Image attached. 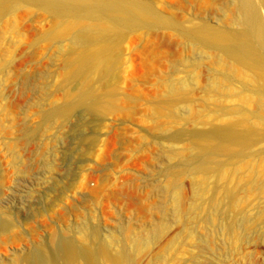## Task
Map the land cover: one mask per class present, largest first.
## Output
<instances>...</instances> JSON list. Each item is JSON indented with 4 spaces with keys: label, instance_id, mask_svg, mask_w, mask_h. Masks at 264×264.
<instances>
[{
    "label": "rangeland",
    "instance_id": "1",
    "mask_svg": "<svg viewBox=\"0 0 264 264\" xmlns=\"http://www.w3.org/2000/svg\"><path fill=\"white\" fill-rule=\"evenodd\" d=\"M129 1L150 5L161 20L144 18L140 28L116 31L115 68L92 87L101 99L96 114L87 116L77 107L65 122L42 119L87 88L81 80H67V61L76 57L73 31H67L72 20L16 0L0 12V215L13 221L0 233V264H15L33 247L52 249L60 237L86 243L79 234L84 224L96 226L101 240L110 234L147 239L155 232L154 241L137 247L133 264H264V195L254 187L235 199L239 247L222 221L172 218L165 192L176 181L182 213L188 211L194 179L179 167L169 168L168 152L184 157L193 145L189 135L236 118V81L229 92L224 85L219 93L209 89L218 66L230 67L215 46L242 28L237 5ZM197 32L207 38L206 47L191 36ZM250 108L256 110L257 103ZM256 143L253 151L264 149V138ZM260 155L257 169L264 166ZM245 174L232 177L231 185L240 187L249 178ZM248 223L253 226L245 231ZM112 252L108 249L100 264H124Z\"/></svg>",
    "mask_w": 264,
    "mask_h": 264
},
{
    "label": "bare ground",
    "instance_id": "2",
    "mask_svg": "<svg viewBox=\"0 0 264 264\" xmlns=\"http://www.w3.org/2000/svg\"><path fill=\"white\" fill-rule=\"evenodd\" d=\"M9 1L14 0H0V12ZM16 1L39 5L61 18L72 20L66 29L69 30L68 33L73 31L71 43L76 57L67 61L70 70L67 80H81L87 86L85 90L78 92L73 101L55 105L46 111L43 123L52 122L57 118L65 122L77 107H82L87 116H94L98 99H101L99 95H95L96 86L94 89L92 87L94 83L100 85L99 83L108 80L115 68L112 51L116 31L140 28L144 18L161 20L160 15L150 5H137L129 0ZM234 2L238 9L236 22L242 28L222 44L215 46L220 56L229 62L230 67L218 66L209 90L219 93V89L224 85L229 92L232 82L236 81L238 91L234 93L240 102L234 115L236 118L230 125L214 126L210 130L189 135L193 145L186 156H176L172 150L168 152L171 161L169 168L179 167L194 179V199L188 211L182 213L180 187L176 181L170 182L165 192L171 203L172 218L198 222L195 224L204 223L207 219L222 221L226 236L239 247L242 235L235 229L237 215L233 209L234 205L237 206L235 199L238 198V192L250 185L255 188L258 196L264 195V166L257 169L255 161L261 157L260 154H264V149L252 150L257 140L264 138V0ZM82 22L87 24L79 27ZM191 36L206 47L205 36L198 32L195 35L192 33ZM254 102L258 108L253 111L250 106ZM260 128L263 129L262 134ZM182 135L184 132L176 134L174 138L179 139ZM222 155L225 159L223 157V161L218 160ZM242 170L246 171L248 175L245 174L247 176L244 177L249 176V180L245 179L247 181L242 182L240 187H233L230 180L232 181V177L239 178ZM252 173L254 174L251 175ZM261 214L264 215V209ZM2 216L1 214L0 233H5L13 226V221ZM252 226L248 223L243 224L242 228L249 231ZM79 234L85 238L86 243L77 242L74 236L60 237L54 243V248L48 247L46 250L43 247H33L21 253L14 263L100 264L107 250L111 249L117 261L133 264V254L137 247L147 245L156 238L155 232H152L147 239L142 236H135L132 240L123 237L116 239L110 234L101 240L98 228L86 224L81 227ZM205 244L211 245L208 238H205Z\"/></svg>",
    "mask_w": 264,
    "mask_h": 264
}]
</instances>
